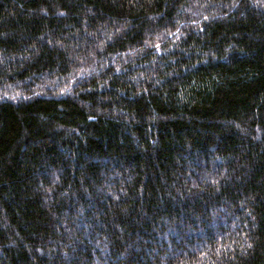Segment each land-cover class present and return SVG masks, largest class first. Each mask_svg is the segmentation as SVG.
<instances>
[{
    "label": "trees",
    "instance_id": "obj_1",
    "mask_svg": "<svg viewBox=\"0 0 264 264\" xmlns=\"http://www.w3.org/2000/svg\"><path fill=\"white\" fill-rule=\"evenodd\" d=\"M0 264H264V0H0Z\"/></svg>",
    "mask_w": 264,
    "mask_h": 264
}]
</instances>
